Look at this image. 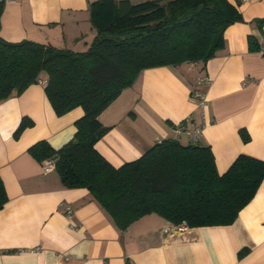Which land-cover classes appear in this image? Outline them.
<instances>
[{
	"label": "crops",
	"instance_id": "crops-1",
	"mask_svg": "<svg viewBox=\"0 0 264 264\" xmlns=\"http://www.w3.org/2000/svg\"><path fill=\"white\" fill-rule=\"evenodd\" d=\"M93 1L7 3L0 37L84 52L96 34ZM237 8L243 22L225 30L224 47L206 64L145 69L100 114L108 130L95 148L111 165L134 161L165 139L192 143L175 133L185 120L188 129H201L196 144L210 148L220 175L240 154L264 160V55L257 50L264 46V24L256 22L264 19V0H239ZM201 75L210 79L204 107L190 96ZM45 84L43 77L0 102V178L8 198L0 209V264H264V181L232 224L171 232L174 225L154 213L121 230L87 189L66 188L55 168L45 173L29 148L46 141L59 149L83 116L81 108L57 116ZM23 118L32 126L15 136Z\"/></svg>",
	"mask_w": 264,
	"mask_h": 264
},
{
	"label": "trees",
	"instance_id": "trees-1",
	"mask_svg": "<svg viewBox=\"0 0 264 264\" xmlns=\"http://www.w3.org/2000/svg\"><path fill=\"white\" fill-rule=\"evenodd\" d=\"M238 5L239 0H96L89 4L96 34L84 52L0 37V102L45 77L57 116L82 109L69 142L54 149L39 141L29 152L41 163L54 160L63 186L87 189L121 230L152 213L189 228L230 225L264 181V160L240 154L220 175L209 147L165 139L114 167L95 144L108 130L100 114L141 71L213 58L224 47L225 30L243 22ZM249 46L256 49L251 37ZM30 126L23 118L15 136ZM241 136L247 141L244 131ZM7 201L0 178V209Z\"/></svg>",
	"mask_w": 264,
	"mask_h": 264
},
{
	"label": "built area",
	"instance_id": "built-area-1",
	"mask_svg": "<svg viewBox=\"0 0 264 264\" xmlns=\"http://www.w3.org/2000/svg\"><path fill=\"white\" fill-rule=\"evenodd\" d=\"M17 0H0V4H7L11 2H16ZM259 53L264 55V46H261L258 50ZM194 64V63H191ZM210 83V79L206 75H201L197 77L194 87L191 90V98L197 102V104L201 107H204L206 101H205V95H204V88L207 87ZM189 122V120H185L183 123L178 125L175 128V133L177 136L184 135L186 136L192 143L196 144L199 140V136L201 134V129L199 127L195 129H188L186 127V124ZM43 168L44 172L48 173L52 171L55 168V162L52 159H47L43 162ZM66 212L68 215L71 214V209L69 207H66ZM187 225L185 222H182L178 225L171 226L167 229V231H177V232H183L187 229Z\"/></svg>",
	"mask_w": 264,
	"mask_h": 264
},
{
	"label": "rangeland",
	"instance_id": "rangeland-1",
	"mask_svg": "<svg viewBox=\"0 0 264 264\" xmlns=\"http://www.w3.org/2000/svg\"><path fill=\"white\" fill-rule=\"evenodd\" d=\"M183 143H185V141H183Z\"/></svg>",
	"mask_w": 264,
	"mask_h": 264
}]
</instances>
